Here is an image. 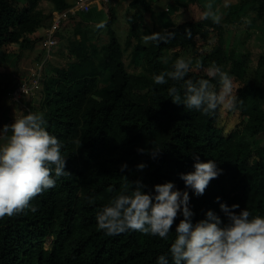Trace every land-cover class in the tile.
Returning a JSON list of instances; mask_svg holds the SVG:
<instances>
[{"label": "trees", "instance_id": "trees-1", "mask_svg": "<svg viewBox=\"0 0 264 264\" xmlns=\"http://www.w3.org/2000/svg\"><path fill=\"white\" fill-rule=\"evenodd\" d=\"M188 1L206 5L208 0ZM138 3L144 10L151 9L146 0H135L134 5ZM136 13L129 15L124 44L109 26L111 18L106 43L98 46L82 32L83 39L70 50L74 60L66 68L48 70L37 112L44 114L47 130L64 145L62 155L67 156L70 174L30 201L37 207L35 213L25 210L0 218V264H156L160 255L169 253L182 213L165 240L134 230L107 236L98 228L97 212L121 192H129L131 181L138 178L147 186L145 191L166 181L185 190L179 174L194 170V153L202 161L215 160L223 172L210 181L202 196L188 189L193 223L205 218L208 210L223 219L220 202L238 203L253 215L264 216V144L260 141L264 135V53L255 59L247 47H229L224 37L227 27L245 19L251 29L258 19L264 23V0L232 3L221 12L219 24L211 19L178 24L160 19L155 31L168 29L176 36L159 44L143 42L144 18L138 10ZM46 17L40 0H0V62L12 43L33 47L28 35L49 19ZM211 33L218 36V46L201 49L198 43L209 42ZM249 33L248 38L253 32ZM128 50L129 65L137 67L142 59L139 71H129ZM179 58L192 61L186 80L209 79L219 91L218 77L203 71L217 65L238 83L239 102L234 111L242 119L234 134H226L219 125L220 108L212 116L187 110L168 96L175 82L154 83V77L173 70ZM104 86H109L108 92L93 101L94 93ZM176 86L182 88V82ZM9 89L0 84V102L14 88ZM153 147L162 149L155 160L137 151ZM141 162L146 167L139 171L136 166ZM123 163L128 168L121 173ZM48 238L51 244L46 247Z\"/></svg>", "mask_w": 264, "mask_h": 264}, {"label": "clouds", "instance_id": "clouds-1", "mask_svg": "<svg viewBox=\"0 0 264 264\" xmlns=\"http://www.w3.org/2000/svg\"><path fill=\"white\" fill-rule=\"evenodd\" d=\"M201 18L219 24L222 16L208 4ZM96 27L103 29L106 22L101 21ZM185 35L190 38L189 29L185 30ZM175 36V31L163 29L142 39L145 44H159L168 43ZM191 63L190 58L177 59L173 70L156 75L154 83L175 82L168 89V96L173 103L183 105L187 110L212 116L221 107L236 109L239 102L237 90L234 92L228 72L217 65L209 68L208 76L219 79L220 89L216 91L209 79H185ZM181 82L182 88H178L176 84ZM46 125L44 114L36 112L0 128L3 134L0 139L4 141L0 143V218L18 215L25 210L35 213L37 207L30 201L55 187L58 178L70 174L66 171L67 156L62 155L64 145L47 130ZM9 131L10 136L7 135ZM137 151L155 160L162 149L137 148ZM193 158L194 170L179 174L185 190L177 188L173 181H166L155 184L154 190L145 191L147 186L142 179L133 180L129 192H121L97 212L98 228L107 236L134 230L166 240L178 213H182L183 219L176 225L169 253L160 255L156 264H264V216L253 215L238 203L229 206L220 202L223 219L208 210L205 218L193 223L194 212L190 207L188 189L197 197L202 196L210 181L223 172L215 160L202 161L196 153ZM136 167L142 171L146 164L141 162ZM127 168L126 163L121 164V173ZM216 199L220 201L219 197Z\"/></svg>", "mask_w": 264, "mask_h": 264}, {"label": "rangeland", "instance_id": "rangeland-1", "mask_svg": "<svg viewBox=\"0 0 264 264\" xmlns=\"http://www.w3.org/2000/svg\"><path fill=\"white\" fill-rule=\"evenodd\" d=\"M74 1L70 0L69 2ZM150 6V10H144L142 4L131 5L130 2H121L117 0H107L106 9L107 17L115 18L112 24V28L115 30L119 40L124 44L129 31L130 22L128 21L129 15H134L138 10L143 14L144 25L146 29L145 35H149L155 30H157L159 25V20L162 19L168 24L174 23L178 24L185 20H201V16L206 5L211 4L212 10L218 15H222L224 8H227L232 3L238 2L239 0H208L206 5H200V1H188V0H147ZM64 0H40V8L44 11L46 18H54L52 11L55 8L67 9ZM80 4V2H79ZM95 4V3H93ZM81 5V4H80ZM96 5V4H95ZM90 6V3H89ZM67 7V8H65ZM81 9H84L81 5ZM91 9V7H90ZM67 12H63V18H67ZM79 16L71 17L73 14H69L68 22L66 25L59 30L57 36L59 42L47 51L44 45L45 35L49 26H51V21L45 22L44 28L39 31L28 35V40L34 42L33 47L30 48H20V44L15 42L10 44L6 49V56L2 58L0 62V84L4 87H8L9 91L15 88L19 83L23 81H28L31 79V72L37 63L43 62L44 65L42 74L40 76L39 87L34 89L30 94H20L18 92L13 93V97L10 94H6L2 97L0 102V128L5 124H12L15 119H19L28 113H36L40 106V100L43 99V88L44 81L48 77L50 68H66L67 64L74 60V54L70 52L72 47V42L80 39L81 32L88 30L91 34L92 41L98 46L106 43L109 39V26L103 29H89L88 24H84L80 20ZM137 14V13H136ZM106 17V18H107ZM137 18V17H136ZM250 18V17H248ZM244 20V19H243ZM247 21V22H246ZM249 20L245 19L243 23L237 25H230L225 29L224 37L228 39L229 47H238L241 50L245 47L248 48L253 53V57L256 59L258 54L264 53V23L260 19L257 20L256 25L253 29L250 28ZM63 25V24H62ZM80 28L77 29V28ZM96 27V26H94ZM87 29V30H86ZM249 31L253 32L251 37L249 36ZM97 32V33H95ZM212 39L209 42L204 43L199 42L198 45L201 49L207 50L218 46V36L215 33H211ZM130 60V50L125 53L126 64ZM137 67L128 64V69L131 72H136L140 70V64L142 59L137 61ZM194 70L199 71L201 68L195 66L192 67ZM209 69L203 68V71L208 72ZM234 92L238 86L236 81H233ZM12 88V89H11ZM38 90V91H37ZM109 90V86H104L99 88L94 94L93 101L101 99ZM33 105V108L31 107ZM88 106L92 105V101L88 102ZM39 111V110H38ZM242 116L239 112L234 110H227L223 107L220 108V118L219 125L223 128L226 134H234L238 127ZM3 134L0 133V136ZM8 136L11 132L7 133ZM261 143L264 144V135L261 138ZM3 139H0V143H3ZM51 244V239L48 238L45 242V246L49 247Z\"/></svg>", "mask_w": 264, "mask_h": 264}, {"label": "crops", "instance_id": "crops-1", "mask_svg": "<svg viewBox=\"0 0 264 264\" xmlns=\"http://www.w3.org/2000/svg\"><path fill=\"white\" fill-rule=\"evenodd\" d=\"M62 1V0H61ZM65 1V4H64V6L65 5H67V7H69V8H67V7H65V8H67V9H62V10H60L59 8H55L53 11H52V15L54 16V18H49V19H46V21L45 22H48L49 20L51 21V23L54 21V19L55 18H57L58 16H60V15H62V14H64L63 12H66V11H68L67 12V18H64L63 20H62V24H61V27H60V30H61V28L63 27V26H65L66 25V22H68V16H69V14H73V16H69V18H71V17H77V15L79 16V14L78 13H80V20H82L83 21V23L84 24H88V28L89 29H92V30H94V29H98L97 27H94V26H96L98 23H100L101 21H105L106 22V26H108L109 25V20L111 19V27H112V24H113V22L115 21V18H113V17H111V18H109V17H107V9H106V1L107 0H85L88 4L90 3V6L89 7H91V9L89 8V10L88 11H86V10H84V9H81V5L79 4V2L81 1V0H74V1H71V2H69L70 0H64ZM117 1H120V0H117ZM125 1H128V2H130V6L132 5H134V2H135V0H121V2L123 3V2H125ZM147 1V0H146ZM148 2V1H147ZM93 3H95V4H93ZM107 17V18H106ZM129 21V20H128ZM161 21V20H160ZM45 22L44 23H42V25L37 29V31H39L41 28H44V24H45ZM130 22V21H129ZM50 27V26H49ZM77 29H79L80 30V28L78 27ZM87 30V29H86ZM99 30V29H98ZM37 31H35V32H37ZM82 32H86V31H82ZM82 32H81V36H80V39H76L77 41H81L82 39H83V37H82ZM106 32H108V31H106ZM95 33H97V32H95ZM58 34V33H57ZM88 36L91 38V34H90V32H89V30H88ZM56 37H57V40H58V42H59V38H58V36L56 35ZM92 39V38H91ZM44 41V40H43ZM76 42V41H75ZM72 43H74V42H72ZM94 43V42H93ZM74 44H72V46H73Z\"/></svg>", "mask_w": 264, "mask_h": 264}, {"label": "built area", "instance_id": "built-area-1", "mask_svg": "<svg viewBox=\"0 0 264 264\" xmlns=\"http://www.w3.org/2000/svg\"><path fill=\"white\" fill-rule=\"evenodd\" d=\"M80 4L84 8V10L88 11L89 10V4L85 0H81ZM63 14L58 16L57 18L54 19L52 22L51 26L48 28L47 33L45 35L44 39V45L47 51L51 50L53 48L58 40H57V33L60 30L62 20H63ZM43 62L37 63V65L33 68L31 72V79L28 81H23L19 83L12 91H11V96L13 97V93L18 92L20 94L26 93L30 94L34 91V89L39 87V81H40V76L42 74L44 65L42 64Z\"/></svg>", "mask_w": 264, "mask_h": 264}]
</instances>
